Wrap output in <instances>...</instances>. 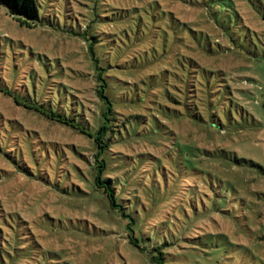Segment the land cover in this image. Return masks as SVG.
I'll return each mask as SVG.
<instances>
[{"label": "rangeland", "instance_id": "374dc122", "mask_svg": "<svg viewBox=\"0 0 264 264\" xmlns=\"http://www.w3.org/2000/svg\"><path fill=\"white\" fill-rule=\"evenodd\" d=\"M38 2L30 26L0 4V264H158L164 242L163 264H264V0ZM23 97L106 126L143 250L93 184L95 137Z\"/></svg>", "mask_w": 264, "mask_h": 264}, {"label": "trees", "instance_id": "16d2710c", "mask_svg": "<svg viewBox=\"0 0 264 264\" xmlns=\"http://www.w3.org/2000/svg\"><path fill=\"white\" fill-rule=\"evenodd\" d=\"M0 4L5 6L8 12L19 19L21 23L30 26V23L36 24L39 20V2L38 0H0ZM170 29H173L172 24H168ZM95 41L98 42L96 38ZM89 50H92V59L95 63V66L99 68V61L96 58V54L93 51V47H89ZM103 69L102 67L99 68ZM100 81L97 83L95 88V93L99 100L103 102L106 106V111L103 112L102 117L107 119L108 114L111 111V101L109 96L106 93L107 82L103 76V73L100 72ZM18 95V94H17ZM17 102L19 98L15 94H12ZM20 96V95H19ZM22 97V96H21ZM24 105L28 108L35 109L40 114L45 115L47 118L54 119L66 123L74 128L82 130L85 134L90 137H95V142L97 145V152L93 155L94 157L89 161L90 164V174H92V181L95 187L99 188L102 194L103 199L107 201L110 211L116 212L122 218V224H124V229L126 230V235L128 237V242L137 248L143 250L139 244V239L137 237L138 231V219L136 218L135 212L131 211V206L127 205L125 202L117 198L115 186L112 184L113 179L105 176L107 169L108 159L103 154L110 147L109 142L104 139V133L106 131V126H102L97 131L96 135H93L91 131L87 132L84 127H81L75 120L67 117L66 115L60 114L53 110L43 108L36 101L32 100L30 97H23ZM155 247L156 250H160L159 255H152V261L158 264H163V247H166L168 244L164 242L163 244H157Z\"/></svg>", "mask_w": 264, "mask_h": 264}]
</instances>
